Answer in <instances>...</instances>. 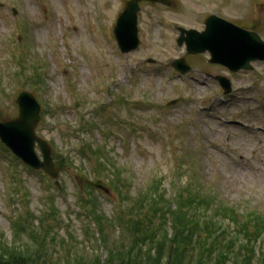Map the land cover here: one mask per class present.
Listing matches in <instances>:
<instances>
[{
  "label": "rangeland",
  "instance_id": "374dc122",
  "mask_svg": "<svg viewBox=\"0 0 264 264\" xmlns=\"http://www.w3.org/2000/svg\"><path fill=\"white\" fill-rule=\"evenodd\" d=\"M128 1L0 0V122L17 120V98L30 92L43 106L37 135L50 143L62 168L57 187L0 145V243L19 246L12 218L20 230L27 222L40 229L56 212L51 251L62 259L72 251L95 264L107 250L77 206L78 189L98 186L111 244L121 242L124 230L110 224L137 205L147 208L149 190L164 220L165 243L176 231L187 233V220H194L215 233L209 244L196 246L211 264L225 260L221 255L231 248L239 261L253 249L255 264H262L264 63L235 76L210 64L208 53L188 54L178 39L179 28L202 31L217 15L264 40V0H166L170 7L143 2L141 46L122 54L113 30ZM183 60L192 68L186 75L173 66H184ZM218 76L233 81L239 89L234 97L222 99ZM117 182L127 205L111 187ZM178 191L182 207L174 213ZM181 215L183 226L175 224ZM42 235L38 230L36 238ZM18 237L24 250H37L28 235Z\"/></svg>",
  "mask_w": 264,
  "mask_h": 264
},
{
  "label": "trees",
  "instance_id": "16d2710c",
  "mask_svg": "<svg viewBox=\"0 0 264 264\" xmlns=\"http://www.w3.org/2000/svg\"><path fill=\"white\" fill-rule=\"evenodd\" d=\"M87 188H89V186H86V189ZM115 189L119 199H123L126 196V194L118 192L120 191L118 186H116ZM93 194L87 192V197L80 196V198H78V205L96 224L101 236L102 245L104 244L107 250L106 258L102 260L101 257H96L94 259L95 264L212 263L203 253L200 254V251L196 246L203 242L208 243L215 233L211 232L212 230L210 228L201 229L197 221L187 220V233L184 232L185 230L181 233H177L176 231L174 237L171 239L172 242L165 243V236L161 231L162 225L157 223V220H164L163 218H159V213L154 209L156 203L150 201L151 192H149V198L146 199L148 203L143 205L147 206V208L137 205L132 211L127 210L123 212L122 215H119L118 220L116 219L117 224H110L118 225L120 229L124 230L122 231V237L120 238L121 242L111 244L107 239L105 232L108 218L102 214L99 202H97V199ZM124 199L125 200L120 205H127L125 204L127 199ZM196 200L197 199H192L191 201L196 202ZM131 218L138 219H136L132 225H129L127 221L132 222ZM180 218L184 222L186 221L184 216L181 215ZM184 222L180 223V220L176 218L175 224L180 223L183 226L185 225ZM43 225L44 223H42V226ZM31 231H33V228L28 225L26 226V229L22 230V232L27 233L32 238L37 250L33 253H31L30 249L24 250V244H20L23 242L20 237L14 240L16 243L13 244H18L19 246L13 249L6 247L7 243H0V264H87L85 261H80L72 251L66 259L59 257L60 254L57 251H51V243L56 242L55 236L51 237V240L48 238L49 234L54 231L52 226L49 225V229L43 230L44 232L40 239L36 238V235L38 234ZM242 233L245 232L243 231ZM234 249H228L225 254L221 255V257H226H224L225 260L216 264H255L256 255L252 252L253 249L248 251L244 249L246 255L241 261L238 260V257L234 256ZM230 257L231 260L228 261ZM259 264H261V259L259 260ZM262 264H264V260L262 261Z\"/></svg>",
  "mask_w": 264,
  "mask_h": 264
},
{
  "label": "water",
  "instance_id": "95a60500",
  "mask_svg": "<svg viewBox=\"0 0 264 264\" xmlns=\"http://www.w3.org/2000/svg\"><path fill=\"white\" fill-rule=\"evenodd\" d=\"M140 1L160 0H132L118 20L115 34L123 53L135 50L139 45L137 14ZM180 44L187 42L188 52L191 54L209 51L212 54V62L220 63L237 71L242 67H248L250 61L264 60V42L254 33L225 22L217 17H211L207 22V30L204 33L196 31H184ZM180 61L174 64L176 69L187 73L190 69L185 64L179 66ZM230 91V87H227ZM20 106V118L18 120L0 123V138L2 141L26 164L36 170H44L53 178H58L52 162V150L48 143L36 136L35 128L40 121V107L31 94L23 92L18 98ZM36 144L43 154V161L36 152Z\"/></svg>",
  "mask_w": 264,
  "mask_h": 264
}]
</instances>
